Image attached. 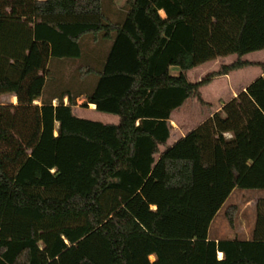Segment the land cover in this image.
<instances>
[{
  "label": "trees",
  "instance_id": "16d2710c",
  "mask_svg": "<svg viewBox=\"0 0 264 264\" xmlns=\"http://www.w3.org/2000/svg\"><path fill=\"white\" fill-rule=\"evenodd\" d=\"M108 1L0 0V97H18L0 103V264H264V198L249 238L209 237L234 189L264 190V64L169 144L172 112L264 49V0ZM81 97L119 123L77 115Z\"/></svg>",
  "mask_w": 264,
  "mask_h": 264
},
{
  "label": "rangeland",
  "instance_id": "374dc122",
  "mask_svg": "<svg viewBox=\"0 0 264 264\" xmlns=\"http://www.w3.org/2000/svg\"><path fill=\"white\" fill-rule=\"evenodd\" d=\"M126 0H116L118 7H122ZM109 1L105 0V7H109ZM83 57L81 64L87 67H98L101 63V58L105 56L107 50H105V40L101 37L95 38L93 34L84 37L82 40ZM237 54H230L227 56H220L216 60L205 62L192 69L186 71V75L189 81L196 82L198 78H202L208 72L217 70L222 64H229L237 60ZM242 60L250 62L242 68L233 70L234 78L238 75L244 74L243 79H252L262 70V64H264V49L247 53L241 57ZM180 72L178 66L171 67V73L176 75ZM243 80V81H244ZM225 87L222 91H228V81L226 79H220L213 82L208 89H217V87ZM214 88V89H213ZM17 96V95H16ZM18 99V97H17ZM193 101H197V98H192ZM0 103H14L11 95L1 96ZM77 105H80V109L77 111L80 117L101 121L103 123H119V116L102 112L98 110L91 111L88 109L89 105H86V99L81 97L77 101ZM77 107V106H76ZM96 108V107H95ZM203 110L206 107H202ZM117 118V119H115ZM174 138V137H173ZM163 149V147H162ZM260 198H264V190L261 189H240L233 190L231 195L225 201L222 208L212 221L209 234L211 237L220 238H247L250 237V233L254 224L256 214V203ZM230 207H234V224L231 225L227 216V210Z\"/></svg>",
  "mask_w": 264,
  "mask_h": 264
},
{
  "label": "crops",
  "instance_id": "0c3cea01",
  "mask_svg": "<svg viewBox=\"0 0 264 264\" xmlns=\"http://www.w3.org/2000/svg\"><path fill=\"white\" fill-rule=\"evenodd\" d=\"M233 72L234 71L230 72L227 75L217 76L213 78L209 84L201 87V96H202L203 102L199 100L192 102L191 100L192 98H189L184 102L183 105H181L179 108L175 109L172 112L171 124L173 128H172L171 138L169 139L170 145H172L173 143H175L182 137L186 136L187 134L191 133L196 127H198L206 119L211 117L215 112L221 110L227 101L235 97L241 90H244L254 79L263 75V69H262L252 79L244 80L243 79L244 74L238 75L234 78ZM41 74L44 75V72H41ZM200 79L201 78H198V80ZM220 79H226L228 81V86H226L228 91L227 90L222 91V89L225 88L223 86L222 87L218 86L217 89L213 88L214 90L207 88L213 82L219 81ZM13 96H16V95H11V97ZM15 103H18V99L17 101H15ZM34 103L41 104L40 98L36 99ZM76 106L74 107V111L78 115L77 111L81 107L80 105H76ZM95 107H96L95 104L90 103L88 109H90L91 111H94L96 110ZM202 107H206V109L203 110ZM209 237L214 238V239H220V237H211L210 234H209ZM218 257L222 258L223 253L219 252Z\"/></svg>",
  "mask_w": 264,
  "mask_h": 264
},
{
  "label": "bare ground",
  "instance_id": "6f19581e",
  "mask_svg": "<svg viewBox=\"0 0 264 264\" xmlns=\"http://www.w3.org/2000/svg\"><path fill=\"white\" fill-rule=\"evenodd\" d=\"M36 102H38V101H36Z\"/></svg>",
  "mask_w": 264,
  "mask_h": 264
}]
</instances>
